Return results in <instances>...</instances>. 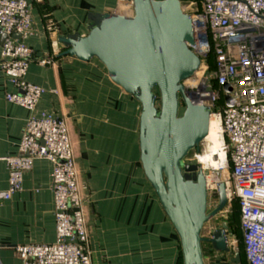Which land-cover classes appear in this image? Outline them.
I'll return each instance as SVG.
<instances>
[{"label": "crops", "instance_id": "0c3cea01", "mask_svg": "<svg viewBox=\"0 0 264 264\" xmlns=\"http://www.w3.org/2000/svg\"><path fill=\"white\" fill-rule=\"evenodd\" d=\"M26 1L32 22L30 33L21 41L33 50L35 60L24 79L46 92L33 111L7 101L6 94L18 89L0 67V156L19 154L18 144L30 116H65L92 264H180L178 237L139 163L138 102L110 80L96 59L84 62L59 56L63 50L59 36L85 35L91 23L89 13L124 14L131 0ZM38 59L50 63L41 64ZM129 153L134 154L131 159ZM6 186L7 170L1 164L0 189ZM54 240L52 164L38 159L23 173L21 190L0 205V262L21 264L15 246ZM203 252L205 264H234L210 245Z\"/></svg>", "mask_w": 264, "mask_h": 264}, {"label": "built area", "instance_id": "2783aa9c", "mask_svg": "<svg viewBox=\"0 0 264 264\" xmlns=\"http://www.w3.org/2000/svg\"><path fill=\"white\" fill-rule=\"evenodd\" d=\"M194 6L190 1L186 12L194 30V43L188 47L200 58V66L190 78L193 81L184 86L192 102L209 107L210 117L219 121L225 164L203 167L199 156L206 149H198L187 162L217 179L206 186L208 207L210 199L217 198L218 185L224 184L225 208L236 202L239 209L245 263L264 264V0H199ZM124 12L132 15L131 1ZM31 22L26 0H0V35L6 36L0 44V67L18 89L5 98L29 111L46 92L24 79L35 60L33 50L21 41L30 33ZM13 34L20 38H12ZM38 62L50 63L46 59ZM18 149V155L0 156V165L7 170L0 205L21 190L23 173L35 160L43 159L52 164L55 218L54 242L14 247L21 264H92L83 195L65 116L27 118ZM226 237L229 252L225 254L231 259L237 241L228 230Z\"/></svg>", "mask_w": 264, "mask_h": 264}, {"label": "water", "instance_id": "95a60500", "mask_svg": "<svg viewBox=\"0 0 264 264\" xmlns=\"http://www.w3.org/2000/svg\"><path fill=\"white\" fill-rule=\"evenodd\" d=\"M132 15L89 13L87 33L58 37L59 56L101 63L110 80L140 106L139 163L179 241L182 264H205L203 246L228 253L227 223L203 235L206 223L227 206L224 184L208 207L204 172L187 162L209 127V107L192 102L184 82L200 66L188 47L193 24L179 0H131ZM6 36L0 35V44ZM12 38L19 39L20 34ZM231 263L240 264L239 251Z\"/></svg>", "mask_w": 264, "mask_h": 264}, {"label": "rangeland", "instance_id": "374dc122", "mask_svg": "<svg viewBox=\"0 0 264 264\" xmlns=\"http://www.w3.org/2000/svg\"><path fill=\"white\" fill-rule=\"evenodd\" d=\"M198 1L199 0H192L191 2H193L195 4V6H196L198 4ZM127 3H128V1H127ZM180 7H181V9L184 12H188L190 10L189 3L185 2V1L180 2ZM191 81H193V80L192 79L190 80V78H189V80L188 81L186 80L184 83H188V82H191ZM128 111L130 112L129 108H128ZM130 113H132V111ZM136 115H137V113H136ZM112 129H109L108 132H113L114 129L113 130ZM85 134L86 133L84 132V136H85ZM134 141H133V143H135ZM207 144H208L207 142H201V144L199 145V152L204 151L206 149V147H207ZM130 150H131V144L129 143L128 151L131 152ZM195 153H196V151L190 152V154L187 157V160L193 159ZM132 155H134V154L129 153V158L130 159H131ZM216 200H217L216 197H212L210 199V201H209V203H210L209 207L213 208L217 204ZM223 221L228 222L229 227H228L227 230L229 231V233L232 236V238L237 241L236 246H237V251H239L238 236L236 235V232H235L236 231L235 229H236V224H237V218H236V210H235V206H234L233 202L231 204H229V206L227 208H225L222 212L217 214L215 217H213L212 219H210L206 223V225H205V227L203 229V235L204 236H208L209 232L212 229H214V228H219ZM205 246H207V245H205Z\"/></svg>", "mask_w": 264, "mask_h": 264}, {"label": "bare ground", "instance_id": "6f19581e", "mask_svg": "<svg viewBox=\"0 0 264 264\" xmlns=\"http://www.w3.org/2000/svg\"><path fill=\"white\" fill-rule=\"evenodd\" d=\"M126 15V13L124 12ZM123 14V15H124ZM220 126L219 121L211 116L209 117V127L206 137L203 139L206 141L207 147L205 152L199 156V162L203 167L218 168L225 164V156L222 151V142L220 140ZM203 171V170H202ZM205 175V174H204ZM206 186L216 181V177L211 175H205Z\"/></svg>", "mask_w": 264, "mask_h": 264}, {"label": "trees", "instance_id": "16d2710c", "mask_svg": "<svg viewBox=\"0 0 264 264\" xmlns=\"http://www.w3.org/2000/svg\"><path fill=\"white\" fill-rule=\"evenodd\" d=\"M209 62L212 63V60L211 58H209ZM234 206H235V210H236V218H237V224H236V235L238 236V243H239V253H240V256H241V262L240 264H246L245 263V260H244V256H243V248H242V243H241V232H240V228H239V209H238V206H237V203L236 202H233ZM227 223V229L229 227V224L228 222ZM205 245H209V244H204ZM203 246V247H204ZM180 264H182V261H181V256H180Z\"/></svg>", "mask_w": 264, "mask_h": 264}]
</instances>
